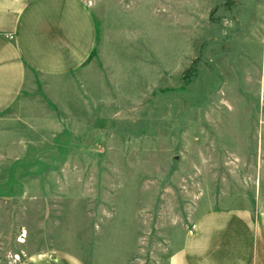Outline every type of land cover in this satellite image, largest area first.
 Here are the masks:
<instances>
[{
  "label": "rangeland",
  "instance_id": "374dc122",
  "mask_svg": "<svg viewBox=\"0 0 264 264\" xmlns=\"http://www.w3.org/2000/svg\"><path fill=\"white\" fill-rule=\"evenodd\" d=\"M92 57L0 115V264H167L264 187V0H80Z\"/></svg>",
  "mask_w": 264,
  "mask_h": 264
},
{
  "label": "crops",
  "instance_id": "0c3cea01",
  "mask_svg": "<svg viewBox=\"0 0 264 264\" xmlns=\"http://www.w3.org/2000/svg\"><path fill=\"white\" fill-rule=\"evenodd\" d=\"M98 40L94 14L80 0H0V115L34 74L82 68ZM235 208L200 213L167 264H264V187ZM21 264H85L75 254L32 256Z\"/></svg>",
  "mask_w": 264,
  "mask_h": 264
}]
</instances>
